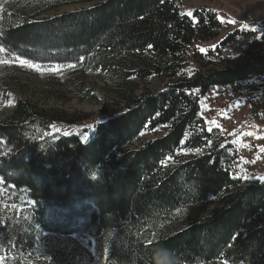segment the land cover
I'll return each instance as SVG.
<instances>
[{"label": "trees", "instance_id": "obj_1", "mask_svg": "<svg viewBox=\"0 0 264 264\" xmlns=\"http://www.w3.org/2000/svg\"><path fill=\"white\" fill-rule=\"evenodd\" d=\"M179 2L14 0L0 11L6 49L0 56L75 65L116 92L115 106L125 104L86 142L79 135L67 168L55 174L22 141L91 117L15 101L0 121V264H66L60 250H37L43 232L86 243L98 264H152L160 254L177 257L176 264H264V178L243 174L237 151L201 116V99L214 88L253 77L257 83L245 95L252 117L264 125V31L228 65L215 59L243 31L214 50L195 52L197 68L179 77L191 47L217 39L223 29L215 12L202 8L187 16ZM74 5L82 8L48 15ZM152 77L170 81L156 96L137 93ZM4 93L0 86V107L8 102ZM87 98L98 103L92 93ZM161 130L165 135L142 139ZM210 206L216 210L205 216L190 213ZM73 253L86 259L76 247Z\"/></svg>", "mask_w": 264, "mask_h": 264}, {"label": "rangeland", "instance_id": "obj_2", "mask_svg": "<svg viewBox=\"0 0 264 264\" xmlns=\"http://www.w3.org/2000/svg\"><path fill=\"white\" fill-rule=\"evenodd\" d=\"M13 2L14 0L7 2L0 0V11L10 9ZM179 5L181 13L187 16H192L197 9L205 8L215 12L220 21H225L221 22L223 29L217 39L210 42H198L191 47V51L184 58L185 67L181 70L179 77H183V72L190 74L197 68L198 65L193 60L195 52L200 53L201 49L205 50L201 53L214 50L230 34L237 30L243 31V35H240L235 42L228 44L220 57L215 59V63L219 66L228 65L230 60L233 61L241 56L248 43L253 39H259L264 31V0H180ZM81 8L78 5L63 7L49 12L48 15H60ZM246 31L250 32L249 36L246 35ZM4 59L6 58L0 56V60ZM35 63L44 69L65 66L54 63ZM169 81L168 78L152 77L139 83L137 93L146 92L156 96L164 91ZM253 83L257 81L252 77L238 87L214 88L201 99V116L209 129L219 130L226 144L237 151L236 165L243 174H254L258 178H264V151H262L264 125L252 117L249 99L245 95ZM0 86L5 89V98H8V102L0 107V121L11 112L17 99H23L39 109L60 111L74 116L86 114L91 117L73 126L57 124L53 127L50 137L25 138L22 141L23 147L29 150L47 171L55 174H62L67 168L68 157L78 150L76 143H79V135H83L80 144L86 142L85 137L88 138L93 133L98 123L125 108V104L114 105L117 94L104 83L99 75L82 74L76 67H65L61 73L57 74L51 71L40 73L27 65L20 66L18 63H0ZM87 93L94 94L98 98V103L89 100ZM9 101H11L10 104ZM104 104L107 105L106 114L102 113ZM165 133L164 130L155 135L144 133L142 139L152 140ZM247 133L253 135H247ZM214 210H216L214 206L194 207L190 209V213L194 217H201ZM74 247L85 255V260L74 259L76 256L73 253ZM36 248L41 253L51 249L60 250L66 264H69V260L71 264H98L93 249L73 236H54L43 232L37 241ZM176 260L175 256L160 254L152 264H176Z\"/></svg>", "mask_w": 264, "mask_h": 264}, {"label": "snow or ice", "instance_id": "obj_3", "mask_svg": "<svg viewBox=\"0 0 264 264\" xmlns=\"http://www.w3.org/2000/svg\"><path fill=\"white\" fill-rule=\"evenodd\" d=\"M191 15V14H189ZM221 22H225L223 20H221ZM229 22H232V21H229ZM205 50L204 49H201V52H204ZM6 52V49L0 45V54L2 53H5ZM83 59V58H81ZM0 63H3V64H11V63H18L20 66H25L27 65L28 67H30L31 69L37 71V72H40V73H43L45 71H51V72H55L57 74L61 73L65 67L67 68H74L75 65H67V66H55V67H50L48 69H44L42 66L36 64L35 62H32V61H29L25 58H22L20 56H14L12 60H7V59H4V60H0ZM11 103V101H9V104ZM209 131H211V129H209ZM247 135H253L252 133H247ZM85 140H87V137H85ZM262 151H264V149H262ZM95 178V176L93 177ZM0 259H3L2 257H0Z\"/></svg>", "mask_w": 264, "mask_h": 264}, {"label": "crops", "instance_id": "obj_4", "mask_svg": "<svg viewBox=\"0 0 264 264\" xmlns=\"http://www.w3.org/2000/svg\"><path fill=\"white\" fill-rule=\"evenodd\" d=\"M229 1H231V0H229ZM237 1H240V0H237ZM254 1V0H253Z\"/></svg>", "mask_w": 264, "mask_h": 264}]
</instances>
